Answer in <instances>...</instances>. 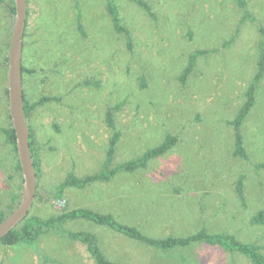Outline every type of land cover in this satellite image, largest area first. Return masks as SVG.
Returning <instances> with one entry per match:
<instances>
[{
	"label": "rangeland",
	"instance_id": "obj_1",
	"mask_svg": "<svg viewBox=\"0 0 264 264\" xmlns=\"http://www.w3.org/2000/svg\"><path fill=\"white\" fill-rule=\"evenodd\" d=\"M143 1L152 16L131 0H114L126 34L115 29L106 0H28L23 83L37 163L29 217L89 208L152 238L206 229L264 253V225L250 222L264 210V77L240 128L246 159L234 155L232 124L258 71L264 0H245L253 20L237 0ZM10 4L0 0V215L22 191L18 156L5 136ZM199 51L206 54L196 57L183 80ZM108 111L115 128L107 123ZM115 131L121 138L112 168L169 135L177 142L145 169L67 188L65 209L51 202L70 174L84 178L102 171ZM241 177L244 203L236 191ZM65 229L92 233L113 264H253L208 244L160 250L84 219ZM0 264L97 263L85 244L48 231L34 245L0 244Z\"/></svg>",
	"mask_w": 264,
	"mask_h": 264
},
{
	"label": "trees",
	"instance_id": "obj_2",
	"mask_svg": "<svg viewBox=\"0 0 264 264\" xmlns=\"http://www.w3.org/2000/svg\"><path fill=\"white\" fill-rule=\"evenodd\" d=\"M108 11L112 17L113 25L118 32H126L128 33L127 29L122 26L120 14L118 8L114 2V0H106ZM136 4L143 7L151 16V9L150 6L143 0H131ZM240 8L243 9L245 13V18L253 20V16L247 11L246 9V1L245 0H237ZM11 15H14L15 7H14V0H11V4L8 6ZM79 27L81 29V24L79 22ZM264 34V30H263ZM206 54L205 51L197 52L190 61L189 67L185 70L182 79L185 80L187 75L192 71L194 67L195 59L198 55ZM22 72L23 75L26 73V68L22 65ZM264 77V39L261 43V54L258 60V71L254 77L252 84L249 86L247 90V100L243 107L241 108L240 112L238 113L235 120L232 122L235 131V152L234 155L242 157L244 159L247 158V154L245 151L244 143H243V136L241 134L240 128L244 120L247 118L249 113L251 112L252 108L256 103V92L257 87L260 81ZM24 80V79H23ZM24 82V81H23ZM6 96L8 97V89L6 88ZM24 106H25V116L28 122L31 107L26 100L24 94ZM8 108V107H7ZM8 111V109H6ZM8 113V112H7ZM10 119V128L5 129V136L9 143L14 146L15 152L16 150V141H15V134ZM107 123L109 127L115 128V123L113 119L112 111H108L107 113ZM28 127L30 130V146L32 157L34 161L36 177H37V163H36V154L34 148V137L31 132L29 123ZM4 130V129H0ZM121 135L118 131L113 133V136L110 140L109 149L107 152V158L104 163L103 169L100 173L89 175L84 178H78L74 174H70L67 179L57 186L55 192V198L51 199V202H55V204L59 205L61 208L65 209V191L69 187H76L79 189L86 188L88 185H91L97 181H108L114 178L117 174L121 172L132 173L139 169H145L148 166V163L165 155L169 152L176 144L177 137L168 136L165 141H163L159 146L152 148L145 152L141 157L118 165L112 168V162L114 155L116 153V147L119 143ZM264 168V164L261 165ZM17 169L21 172V167L19 161L17 160ZM236 191L238 196L244 203V189H243V178L241 177L236 185ZM37 195V192H36ZM35 195V198H36ZM21 195H16L14 198V205L10 208V211L7 214L0 215V223L5 220L18 206L20 202ZM77 219H84L90 221L99 226H106L113 231L122 234L132 240H136L142 243H145L151 247L168 251L175 248H183L188 247L193 244H208L215 247H220L228 252H237L241 255L248 258L253 264H264V253H262L261 248L256 246L255 244L245 243L238 240L234 235H229L226 233H210L206 229H201L195 234L189 235L187 237H176V236H168L166 238H152L145 234H143L137 227L123 225L117 222L111 214H102L95 210L89 208H79L74 209L71 211H65L61 215L52 216L48 219H41L36 216H27V218L12 232H10L7 236H5L1 241L0 244L6 247H15L19 244H28L34 245L40 234L48 232V231H55L60 236L67 237L74 241H79L86 245L87 251L89 254L95 259L97 264H113L109 262L105 256L103 255L102 250L98 245L97 238L90 232L86 231H68L65 229V224L72 220ZM254 225H264V210L258 211L250 221Z\"/></svg>",
	"mask_w": 264,
	"mask_h": 264
},
{
	"label": "water",
	"instance_id": "obj_3",
	"mask_svg": "<svg viewBox=\"0 0 264 264\" xmlns=\"http://www.w3.org/2000/svg\"><path fill=\"white\" fill-rule=\"evenodd\" d=\"M14 17L7 65L8 106L15 134L16 150L22 173L21 198L16 209L0 223V241L29 215L37 190V177L30 146V130L25 116L23 48L27 24V0H14Z\"/></svg>",
	"mask_w": 264,
	"mask_h": 264
},
{
	"label": "crops",
	"instance_id": "obj_4",
	"mask_svg": "<svg viewBox=\"0 0 264 264\" xmlns=\"http://www.w3.org/2000/svg\"><path fill=\"white\" fill-rule=\"evenodd\" d=\"M27 4H28V0H27ZM28 8H29V6H28ZM107 10H108V8H107ZM9 12H10L9 9L7 8V18H8ZM27 19H28V10H27ZM26 27H27V24H26ZM7 32H8V30H7ZM25 33H26V31H25ZM7 37H8V35H7ZM24 38H25V36H24ZM24 46H25V42H24ZM6 84H7V79H6V83H5V89H6Z\"/></svg>",
	"mask_w": 264,
	"mask_h": 264
},
{
	"label": "flooded vegetation",
	"instance_id": "obj_5",
	"mask_svg": "<svg viewBox=\"0 0 264 264\" xmlns=\"http://www.w3.org/2000/svg\"><path fill=\"white\" fill-rule=\"evenodd\" d=\"M78 15H80V14H78ZM80 17V16H79Z\"/></svg>",
	"mask_w": 264,
	"mask_h": 264
}]
</instances>
